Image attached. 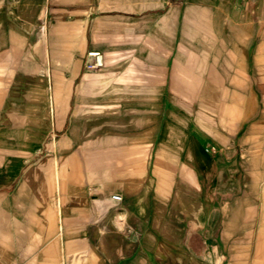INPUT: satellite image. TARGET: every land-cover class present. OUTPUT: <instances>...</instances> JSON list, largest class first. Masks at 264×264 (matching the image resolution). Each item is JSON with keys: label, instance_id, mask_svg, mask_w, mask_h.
<instances>
[{"label": "rangeland", "instance_id": "obj_1", "mask_svg": "<svg viewBox=\"0 0 264 264\" xmlns=\"http://www.w3.org/2000/svg\"><path fill=\"white\" fill-rule=\"evenodd\" d=\"M36 6L41 18L10 24L20 36L4 32L0 39V192L22 191L21 198L10 201L45 207L46 195L58 196L57 168L59 194L65 195L68 183L78 180L77 159L120 150L118 159L141 155L148 190L152 185L168 196L176 178L181 186L194 185L184 163L189 164L188 149L196 143L194 196L174 199L172 205L192 216L198 229L211 225L190 236L197 258L203 257L205 242L219 240L222 264H264V120H259L264 114V23L257 28L256 52L245 59L229 54L226 40L193 33L197 26L214 29L189 0H49L45 21L43 2ZM77 18L84 20L76 23ZM74 36L79 37L77 49ZM99 53L103 64L97 66ZM227 60L232 71L221 64ZM179 61L185 68L176 67ZM230 74L255 84L252 114H245L249 97L226 101L221 84ZM113 87L118 99H102ZM161 95L165 117L157 112L162 103L146 101ZM15 100L21 109L13 108ZM206 122L218 131L221 146L211 177L205 151L199 150ZM28 192H37V198ZM117 221L126 237L124 216L117 214ZM188 251L182 255L194 261ZM177 259L168 260L194 264Z\"/></svg>", "mask_w": 264, "mask_h": 264}, {"label": "crops", "instance_id": "obj_2", "mask_svg": "<svg viewBox=\"0 0 264 264\" xmlns=\"http://www.w3.org/2000/svg\"><path fill=\"white\" fill-rule=\"evenodd\" d=\"M189 1L200 18L214 29L206 31L202 26H197L193 30L195 35L211 33V37L226 40L229 54L238 53L245 59L256 52L255 40L259 38L257 28L264 23V0ZM42 2L45 21L49 0H0V39L6 37L4 32H8L7 37L20 36L10 24L41 18L37 15L36 5L42 7ZM83 20L77 18L76 23H82ZM13 32L16 35L13 36ZM78 40V36L71 38L73 48L77 49ZM45 49L48 58L49 47L46 46ZM102 64L103 58L99 53L97 66ZM184 64L179 61L176 67L185 68ZM221 64L226 71L233 70L230 61H223ZM87 76L88 74L85 75ZM208 78L206 74L205 79ZM47 80H51V74ZM221 85L227 88L224 94L226 101H245L246 97H249L248 100L252 99L245 105V114H252L256 109L254 97L257 96L252 80L230 74ZM112 91L116 92V89L113 87L106 90L101 98L118 99L120 95ZM155 97L157 98L148 96L146 101L162 103L160 112H157L165 117V96ZM64 99L61 93L60 101L64 103ZM18 101H13V108L17 110L23 107L17 104ZM49 103L50 118L53 120L52 94ZM262 119L264 120V114L259 113V120ZM217 132L206 122L199 148L205 151L204 157L210 163V177L221 148ZM159 135L158 131L157 138ZM193 145L191 143L188 149L189 164L184 163V166L186 172L190 171L188 178L194 185L189 183L181 186L176 178L174 189L168 196L160 190H154L152 185L148 190L151 182L148 171L142 169L141 155L134 159H118L120 150L111 153L100 151L77 159L73 171L78 180L68 183L67 194L60 193L59 201L57 193L50 197L46 195L48 205L45 207H41L36 201H10L21 198L24 195L22 191H1L0 264H170L168 259L171 256L177 257L179 262L196 264V261L205 260L210 264H222L224 255L221 241L217 240L215 245L205 242L203 257L199 259L195 250L196 243L190 237L197 231H208L211 225L204 223L198 229L192 216L187 217L179 205H172L174 199L194 196L192 191L197 182L198 148L196 143ZM11 173L15 175L17 172L11 170ZM116 192L123 196L119 202L112 198V194ZM37 195V192H28L29 198H37ZM166 198L169 201H165ZM188 206L197 207L193 202H188ZM117 214L124 216L123 224L128 230L126 237L118 228ZM195 214L193 211L194 217ZM186 250H189V255L195 258V262L182 255Z\"/></svg>", "mask_w": 264, "mask_h": 264}, {"label": "bare ground", "instance_id": "obj_3", "mask_svg": "<svg viewBox=\"0 0 264 264\" xmlns=\"http://www.w3.org/2000/svg\"><path fill=\"white\" fill-rule=\"evenodd\" d=\"M55 162L57 163L58 160L55 159ZM55 177H56V184H57V191H58V201H59L60 200V194H59L60 183H59V180H58V168L55 171Z\"/></svg>", "mask_w": 264, "mask_h": 264}, {"label": "built area", "instance_id": "obj_4", "mask_svg": "<svg viewBox=\"0 0 264 264\" xmlns=\"http://www.w3.org/2000/svg\"><path fill=\"white\" fill-rule=\"evenodd\" d=\"M112 198L116 201H121L123 196L119 193H114V194H112Z\"/></svg>", "mask_w": 264, "mask_h": 264}]
</instances>
